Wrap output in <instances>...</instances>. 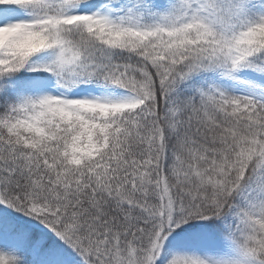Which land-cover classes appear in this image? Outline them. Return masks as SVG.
<instances>
[{
	"label": "snow or ice",
	"instance_id": "snow-or-ice-1",
	"mask_svg": "<svg viewBox=\"0 0 264 264\" xmlns=\"http://www.w3.org/2000/svg\"><path fill=\"white\" fill-rule=\"evenodd\" d=\"M0 264H264V0H0Z\"/></svg>",
	"mask_w": 264,
	"mask_h": 264
}]
</instances>
